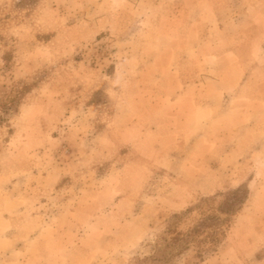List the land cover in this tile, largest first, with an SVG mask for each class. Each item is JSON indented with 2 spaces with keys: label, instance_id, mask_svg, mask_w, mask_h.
Listing matches in <instances>:
<instances>
[{
  "label": "rangeland",
  "instance_id": "374dc122",
  "mask_svg": "<svg viewBox=\"0 0 264 264\" xmlns=\"http://www.w3.org/2000/svg\"><path fill=\"white\" fill-rule=\"evenodd\" d=\"M187 1L0 0V264H264V181L249 198L226 156L212 182L190 159L197 149L167 161L165 135L149 129L156 111H192L165 100L183 93L178 77L211 76V60L182 70V57L222 52L252 23L237 4L214 21L221 39L203 42L182 22ZM242 1L258 5L264 30V0ZM56 232L90 254L66 262L31 246L36 260L18 262L20 241Z\"/></svg>",
  "mask_w": 264,
  "mask_h": 264
},
{
  "label": "crops",
  "instance_id": "0c3cea01",
  "mask_svg": "<svg viewBox=\"0 0 264 264\" xmlns=\"http://www.w3.org/2000/svg\"><path fill=\"white\" fill-rule=\"evenodd\" d=\"M237 4L243 5L247 12L246 16L252 23L228 36L231 41L225 40L227 47L224 51L203 53L204 55L192 65L184 59V56L182 57V70L199 69L206 60H211V63L207 64L211 76L191 80L178 77L176 83L183 87V93L175 98L173 95H164L166 102L172 105L180 102H186L188 106L190 104L192 108L190 114L182 112L179 120L174 121L172 110L156 111L150 116L149 129L151 133L165 135L167 161L177 157L178 151L197 149L200 153L190 154V159L202 174H205V167H211L213 176L210 180L215 183L219 181L216 168L222 163L217 157H238L236 173L241 176L237 179L248 182L251 188L254 182L264 181V175L259 168L264 165V30L259 26L260 24L255 25L256 19L263 14L258 10V5L250 1L243 3L242 0H192L181 3L185 11L182 22L184 26L196 31L198 39L207 38L208 41L212 39L215 42L221 38L215 33L214 21L220 19L223 10L231 11L235 6L237 7ZM232 16L234 22L240 19L235 17L236 15ZM174 52L177 54L180 51L176 49L172 51ZM180 54L187 55L188 50ZM160 80H157L155 86L174 83L173 80ZM185 118L191 121L186 129L183 126ZM175 134L182 136L177 137L174 136ZM184 135L189 136V139ZM173 137L175 140H171ZM209 151H212L213 156L216 157L213 163L204 160L206 157L204 153ZM232 164L235 162L233 161ZM250 167L252 169H249ZM184 180L188 179L183 178L182 182ZM197 180L206 181L201 177ZM253 190L254 188H251L249 198L258 196ZM0 197V208L6 215L9 213L7 202L10 197L8 193ZM241 212L243 208L239 213L243 222ZM240 227L243 228L242 225ZM20 243L19 247H16V256L20 263L36 260L33 253H28L31 246H38L44 250L51 249L55 260L66 262L76 261L80 256L89 255L91 248L90 242L79 241L62 232H56L54 241H20ZM11 252L12 250H8L5 253L4 261L9 258Z\"/></svg>",
  "mask_w": 264,
  "mask_h": 264
},
{
  "label": "trees",
  "instance_id": "16d2710c",
  "mask_svg": "<svg viewBox=\"0 0 264 264\" xmlns=\"http://www.w3.org/2000/svg\"><path fill=\"white\" fill-rule=\"evenodd\" d=\"M177 216H179V215H177ZM177 216H176V217H177Z\"/></svg>",
  "mask_w": 264,
  "mask_h": 264
}]
</instances>
